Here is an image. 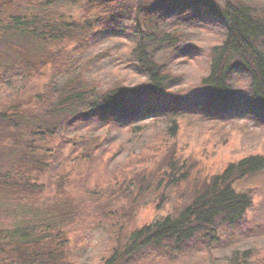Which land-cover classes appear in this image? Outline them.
Segmentation results:
<instances>
[{
	"label": "trees",
	"instance_id": "obj_1",
	"mask_svg": "<svg viewBox=\"0 0 264 264\" xmlns=\"http://www.w3.org/2000/svg\"><path fill=\"white\" fill-rule=\"evenodd\" d=\"M123 43L136 85L108 71ZM198 111L264 126V0H0V264H156L229 240L264 153L207 173L177 143ZM97 232L103 251L83 261Z\"/></svg>",
	"mask_w": 264,
	"mask_h": 264
},
{
	"label": "rangeland",
	"instance_id": "obj_2",
	"mask_svg": "<svg viewBox=\"0 0 264 264\" xmlns=\"http://www.w3.org/2000/svg\"><path fill=\"white\" fill-rule=\"evenodd\" d=\"M70 13L74 17H79L80 10L76 6ZM198 30L200 32L196 37L193 36L192 43L200 49H205V45L214 38L215 31L205 24L198 26ZM126 55L127 47L123 43L118 52H113V57L108 63L110 67L108 71L112 77L129 76L131 83L136 85L142 78L137 69L126 62ZM182 70L190 76L192 74V82L196 81L198 74L203 73L204 70L202 58L199 56L196 59L193 58L186 67L183 65ZM193 122L195 126L189 132H185L186 130L181 127L177 143L180 148H183L184 155L191 153L201 160L209 174L219 173L228 163L249 153H264V126H258L242 116L230 114L222 116L198 111ZM242 131L247 134L245 137ZM241 185L243 189L253 190L254 204L247 211L240 228L234 232V235L232 233L229 240L210 248L196 245L189 252L173 260L159 258L156 264H218L220 258L230 255L235 250H251L255 254L251 264H261V261H264V171L242 181ZM173 200L174 198L172 202ZM172 202L158 212L151 207H145L139 214V224L171 214ZM93 237L89 245L83 243L80 246L83 247L85 244V248L80 249L83 261L84 258L86 261L90 257L96 261L103 251L102 234L97 232Z\"/></svg>",
	"mask_w": 264,
	"mask_h": 264
}]
</instances>
